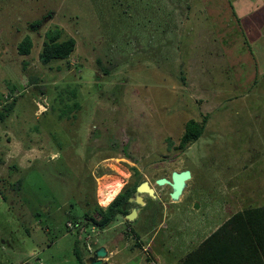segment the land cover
I'll return each mask as SVG.
<instances>
[{"label":"rangeland","instance_id":"374dc122","mask_svg":"<svg viewBox=\"0 0 264 264\" xmlns=\"http://www.w3.org/2000/svg\"><path fill=\"white\" fill-rule=\"evenodd\" d=\"M240 1L0 0V111L15 100L0 120V264H80L77 226L116 184L147 181L157 198L145 194L134 221L86 229V264L94 236L128 233L142 241L123 264H138L156 233L179 260L233 214L264 207V61L232 14ZM55 29L76 50L45 65ZM205 117L181 150L186 123ZM185 170L192 180L171 204L156 181Z\"/></svg>","mask_w":264,"mask_h":264},{"label":"trees","instance_id":"16d2710c","mask_svg":"<svg viewBox=\"0 0 264 264\" xmlns=\"http://www.w3.org/2000/svg\"><path fill=\"white\" fill-rule=\"evenodd\" d=\"M232 14L239 22L234 9ZM38 26H40V22L33 25V27ZM62 35L63 31L60 29L51 30L47 33V40L40 55L43 64L67 60L75 52L77 41L74 38L61 41ZM32 47V39L26 37L19 45L20 55H30ZM105 73L108 74V71L105 70ZM181 79L182 82H185L184 77ZM14 106L15 100L7 103L0 111V120L9 117ZM207 122V117L202 122L195 119L188 121L180 139L179 148L186 150L188 146L199 141L206 131ZM141 184L135 183L123 189L108 207L96 206L93 211L88 210L84 214L83 223L77 226L79 238L74 249L80 264H86L85 254L80 251L81 239L83 240L85 230L97 228L104 231L109 229L120 216L126 217L134 209L130 199ZM20 185L21 182L19 181L18 186ZM75 219L80 220L81 218L75 217ZM179 264H264V207L249 208L230 216L195 250L187 254Z\"/></svg>","mask_w":264,"mask_h":264},{"label":"crops","instance_id":"0c3cea01","mask_svg":"<svg viewBox=\"0 0 264 264\" xmlns=\"http://www.w3.org/2000/svg\"><path fill=\"white\" fill-rule=\"evenodd\" d=\"M240 3L242 4L238 5L234 11L238 15L239 24L241 25L244 35L250 38L251 44L254 45L253 54L255 58L258 60V66H259V61L262 60L264 61V8H261L260 6L261 3H262L261 5H264V0H260V1L258 0L257 2L255 1V3L252 5H248L247 0H242L240 1ZM255 4L256 6H253ZM173 203L174 202H172L171 204ZM192 204L193 202L191 203V205ZM146 206H148L147 202L146 205L143 207L146 208ZM186 210H188V208H186ZM140 211L141 208L139 210V213ZM147 217L149 218L148 214L145 215V219H147L148 221ZM213 232H211V234ZM98 234L100 235V232ZM211 234H209V236ZM209 236L207 237L205 236V238L199 240L197 245L199 246ZM94 237L96 238V240L93 241V244L90 243V252L93 253L94 250L96 252L98 249L104 247L108 252V256L105 261H107L109 264H123V260H124L123 257L125 256V254H128L127 255L128 259L129 257L133 256V254H135L136 249L133 245V238L137 239L138 241H142V238H140L139 235H135V234L129 235V233L118 234L115 235L113 238L108 237L103 241L99 239L100 236L98 237L94 236ZM157 237L158 236L156 233L152 236L150 240L146 241L149 242L148 246L145 247L144 250L141 249L142 256L138 264H142L145 260H147L148 258L145 259L146 257H149V259H154L160 264H179V262L187 254L193 251L191 250L187 252L184 256H179V260H177L178 259V256L176 255L177 251L168 253L166 251L165 246L163 248L156 246ZM91 256L92 255H90V257Z\"/></svg>","mask_w":264,"mask_h":264},{"label":"water","instance_id":"95a60500","mask_svg":"<svg viewBox=\"0 0 264 264\" xmlns=\"http://www.w3.org/2000/svg\"><path fill=\"white\" fill-rule=\"evenodd\" d=\"M192 177V172L190 170L181 172L174 171L170 180L166 178H160L156 181V185L159 187H171L172 191L170 193V199L172 202L177 203L183 196V193L188 186V182L192 180ZM145 194L154 199L157 198L156 190L147 181L138 186L136 193L130 199V203L136 204V207L132 209V211L126 216L127 220L134 221L138 217L140 207L146 205L144 198ZM196 207L198 208V205H196ZM107 256V250L102 247L90 257L88 262L90 264H109L107 261H105Z\"/></svg>","mask_w":264,"mask_h":264},{"label":"bare ground","instance_id":"6f19581e","mask_svg":"<svg viewBox=\"0 0 264 264\" xmlns=\"http://www.w3.org/2000/svg\"><path fill=\"white\" fill-rule=\"evenodd\" d=\"M122 189V184H116L108 187L106 190H100L99 200L102 206L108 207L110 203L121 193Z\"/></svg>","mask_w":264,"mask_h":264},{"label":"built area","instance_id":"2783aa9c","mask_svg":"<svg viewBox=\"0 0 264 264\" xmlns=\"http://www.w3.org/2000/svg\"><path fill=\"white\" fill-rule=\"evenodd\" d=\"M71 226V225H70ZM90 249V248H89ZM142 264H160L154 259L146 260Z\"/></svg>","mask_w":264,"mask_h":264}]
</instances>
